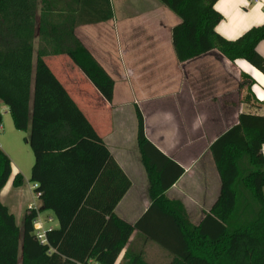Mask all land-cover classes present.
<instances>
[{
	"label": "trees",
	"instance_id": "trees-1",
	"mask_svg": "<svg viewBox=\"0 0 264 264\" xmlns=\"http://www.w3.org/2000/svg\"><path fill=\"white\" fill-rule=\"evenodd\" d=\"M160 1L181 19L172 29L179 62L218 50L264 74V58L256 51L264 24L228 40L215 30L223 19L214 8L217 0ZM111 16L109 0H0V101L15 128L28 131L34 154L30 180L41 200L19 227L0 199V264H150L148 240L168 251V264H264V115L241 113L211 144L220 193L193 224L182 201L165 196L184 170L148 140L136 107L152 202L135 224L115 213L131 181L45 61L67 55L111 103L114 79L75 34L83 22ZM244 100L255 102L250 92ZM11 173V159L0 145V192ZM23 182L18 173L15 186ZM43 211L58 222L47 230L45 243L33 233ZM135 231L144 242L126 248Z\"/></svg>",
	"mask_w": 264,
	"mask_h": 264
},
{
	"label": "crops",
	"instance_id": "crops-1",
	"mask_svg": "<svg viewBox=\"0 0 264 264\" xmlns=\"http://www.w3.org/2000/svg\"><path fill=\"white\" fill-rule=\"evenodd\" d=\"M109 2L112 16L108 20L83 22L75 34L114 79L111 103L67 55L48 56L45 61L131 181L115 213L135 224L152 202L138 142V107L148 140L184 170L165 196L182 201L190 221L198 224L221 187L210 146L238 122L241 113L264 115V74L245 60L227 59L218 50L181 63L172 43V29L181 19L160 0ZM214 8L223 16L215 30L228 40L264 24V0H217ZM256 51L264 58V38ZM248 92L254 103L245 102ZM20 187L14 181L10 185L9 178L0 192L19 227L33 198L32 192L15 200L9 197L19 195ZM143 242L135 231L126 248ZM144 243L147 260L156 252L168 264L169 254L153 241Z\"/></svg>",
	"mask_w": 264,
	"mask_h": 264
},
{
	"label": "rangeland",
	"instance_id": "rangeland-1",
	"mask_svg": "<svg viewBox=\"0 0 264 264\" xmlns=\"http://www.w3.org/2000/svg\"><path fill=\"white\" fill-rule=\"evenodd\" d=\"M37 47V41L35 42V48ZM6 106L0 101V111L2 114V122L0 126V144L2 149L7 153L11 159L12 173L10 176V185L13 183L15 176L20 173L23 176V184L20 187L19 195L10 193L9 197H13V200L19 199L25 196V194L30 195L32 192L33 196L35 191L30 190L33 186V182L30 180L31 169L34 164V154L26 142V137L28 136V131L18 130L14 126L13 118L9 111L5 110ZM30 197V196H29ZM37 205L40 204L39 199H35ZM47 216H52L53 222L49 226H57V220L51 211H43L42 218L46 219ZM53 228V227H52ZM157 246L163 252L168 253L167 250L163 249L158 244L152 243ZM156 252H153L148 261L151 264H156L152 260L160 261L157 264H163V259L159 258Z\"/></svg>",
	"mask_w": 264,
	"mask_h": 264
},
{
	"label": "built area",
	"instance_id": "built-area-1",
	"mask_svg": "<svg viewBox=\"0 0 264 264\" xmlns=\"http://www.w3.org/2000/svg\"><path fill=\"white\" fill-rule=\"evenodd\" d=\"M262 153L264 155V145L262 148ZM37 184H34L32 186V190L35 191V195L33 196L32 200L27 205V210L33 211L39 210V205L35 203V199H40V193L36 191ZM53 221V218L51 216H47L46 219H43L41 216V213L38 212L37 217L33 221V227H34V235L35 237L41 242L45 243L47 241L46 239V232L48 229H51L52 227L49 226V224Z\"/></svg>",
	"mask_w": 264,
	"mask_h": 264
}]
</instances>
